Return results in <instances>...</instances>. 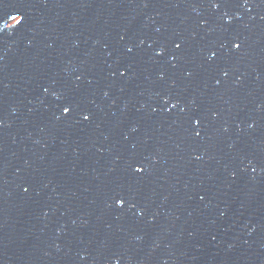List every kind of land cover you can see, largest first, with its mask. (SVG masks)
<instances>
[{"label":"water","instance_id":"95a60500","mask_svg":"<svg viewBox=\"0 0 264 264\" xmlns=\"http://www.w3.org/2000/svg\"><path fill=\"white\" fill-rule=\"evenodd\" d=\"M0 264H264V0H0Z\"/></svg>","mask_w":264,"mask_h":264},{"label":"snow or ice","instance_id":"6c2138e0","mask_svg":"<svg viewBox=\"0 0 264 264\" xmlns=\"http://www.w3.org/2000/svg\"><path fill=\"white\" fill-rule=\"evenodd\" d=\"M21 19H22V17H20V19H17V16L12 17V21H15V24L18 23ZM5 27H8V25H5ZM63 111H64L65 113H68V112L70 111V106H65V107L63 108ZM85 119H87V117H85ZM136 170H137V171H141V169L139 168V166H137V169H136ZM117 203H118V204H122L123 201H122V200H117Z\"/></svg>","mask_w":264,"mask_h":264}]
</instances>
